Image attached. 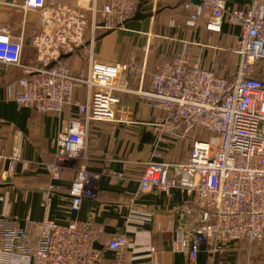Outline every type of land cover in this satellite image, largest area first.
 <instances>
[{
  "label": "built area",
  "instance_id": "built-area-1",
  "mask_svg": "<svg viewBox=\"0 0 264 264\" xmlns=\"http://www.w3.org/2000/svg\"><path fill=\"white\" fill-rule=\"evenodd\" d=\"M141 0H92L87 8L63 0H0L26 15H36L37 28L26 37V20L21 28L0 26V63L19 68L21 77L7 85L8 97L38 113L63 112L75 105L78 114L70 119L56 139L55 161L47 166L58 180L66 163L76 162L71 182V209L79 210L85 199L97 200L102 174L88 169L89 137L94 121L117 122L122 102L118 79L131 70L143 75V67L97 58V31L122 29L138 11ZM187 23L221 33L223 25L240 28L234 44L220 48L239 58L233 78L206 68L201 54L192 57L198 42L182 39L170 60L160 64L151 84L134 92L150 102L164 116L151 124L159 161L145 163L140 190L170 193L181 189L191 200L179 213L183 219L172 249L185 253L191 264L206 247L209 260H217L241 241L264 240V0L244 8H230L225 0H185ZM175 24V22H172ZM88 32L90 37H88ZM29 42L36 60L23 59ZM87 47L85 74L74 72L70 56ZM85 86L88 98L76 100L75 89ZM190 145L189 157L170 159L169 145L181 141ZM23 133H14L10 153L3 151L14 171L23 157ZM142 219L151 212L134 209ZM32 229L8 221L0 244V264H127L124 251L128 238L115 235L106 249L96 244L103 228L92 221L75 220L62 225L46 217L30 221ZM115 253L107 259L105 252ZM153 250H155L153 248Z\"/></svg>",
  "mask_w": 264,
  "mask_h": 264
},
{
  "label": "crops",
  "instance_id": "crops-1",
  "mask_svg": "<svg viewBox=\"0 0 264 264\" xmlns=\"http://www.w3.org/2000/svg\"><path fill=\"white\" fill-rule=\"evenodd\" d=\"M91 1L63 0L79 8H87ZM103 1L98 0L99 3ZM184 1L141 0L139 8L141 6L145 17H133L122 29L97 31V58L142 66L143 75L126 70L118 79L121 87L130 90L118 91L122 102L117 122L91 123L86 165L91 171L102 174L100 193L97 200L85 199L79 210L71 209L69 193L76 162L66 163L58 180L53 179L47 169L56 159V139L68 121L78 114V108L73 105L61 113H38L21 106L8 97L7 85L12 79L21 77L22 72L19 68L0 63V138L3 151L10 153L17 130L23 133V157L17 168L5 173L9 162H0V244L8 221H16L28 230L32 229L30 221L39 223L46 217L62 225L75 220L92 221L95 227H102L104 231L102 240L96 244L99 249H106L115 235L123 234L128 238L124 251L127 264H191L185 253L172 249L183 221L179 208L191 197L178 188L170 193L140 190L145 163L161 160L157 155L151 124L161 119L164 112L154 108L134 90L150 86L153 73L162 62L172 58L182 39L198 42L199 45L191 46L192 57L201 54L206 68L233 78L239 58L220 48L234 44L240 28L225 23L221 33H214L204 27L203 21L190 26L188 13L182 5ZM225 1L230 8H244L254 0ZM17 14L20 22L14 18ZM35 17L32 12L26 15L16 7L0 6V26L19 29L26 20V37L37 28ZM23 59L26 62L36 60V50L28 41L24 46ZM70 61L76 74H85L88 69L87 47L72 54ZM74 96L76 100L85 102L87 88H76ZM169 148L170 159L183 161L189 157L190 145L186 140L178 145L171 144ZM134 209L151 212L152 217L142 219L132 212ZM105 255L107 259L115 257L111 250H106ZM245 259H249L248 262ZM193 264H264V259L241 258L237 249H233L212 262L203 246Z\"/></svg>",
  "mask_w": 264,
  "mask_h": 264
},
{
  "label": "rangeland",
  "instance_id": "rangeland-1",
  "mask_svg": "<svg viewBox=\"0 0 264 264\" xmlns=\"http://www.w3.org/2000/svg\"><path fill=\"white\" fill-rule=\"evenodd\" d=\"M13 17V16H12ZM14 18H17V21L20 22V15H15ZM15 21V22H17ZM241 258H252L256 257L257 259H264V240L259 242H249V241H242L239 244V248L237 249ZM254 253V254H253ZM248 262L247 259H245Z\"/></svg>",
  "mask_w": 264,
  "mask_h": 264
},
{
  "label": "water",
  "instance_id": "water-1",
  "mask_svg": "<svg viewBox=\"0 0 264 264\" xmlns=\"http://www.w3.org/2000/svg\"><path fill=\"white\" fill-rule=\"evenodd\" d=\"M192 1L195 2V3H198L199 2V0H192ZM143 17H145V15L142 14V12H141V6H140V8L138 9V11L136 12V14L134 16V19H142Z\"/></svg>",
  "mask_w": 264,
  "mask_h": 264
},
{
  "label": "trees",
  "instance_id": "trees-1",
  "mask_svg": "<svg viewBox=\"0 0 264 264\" xmlns=\"http://www.w3.org/2000/svg\"><path fill=\"white\" fill-rule=\"evenodd\" d=\"M12 80H13V79H12ZM12 80H11V81H12ZM68 107H69V106H68ZM243 241H249V240L245 239V240H243ZM241 242H242V241H241ZM241 242H240V243H241ZM249 242H252V241H249Z\"/></svg>",
  "mask_w": 264,
  "mask_h": 264
}]
</instances>
